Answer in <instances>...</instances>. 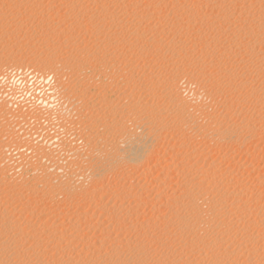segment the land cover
Returning <instances> with one entry per match:
<instances>
[{
    "label": "bare ground",
    "instance_id": "obj_1",
    "mask_svg": "<svg viewBox=\"0 0 264 264\" xmlns=\"http://www.w3.org/2000/svg\"><path fill=\"white\" fill-rule=\"evenodd\" d=\"M53 1L57 4H53L52 7H58V2H61V5L65 2L67 7L63 8L62 5L64 10L60 9L66 15L76 12L77 16L79 14L78 18L82 16L77 19L82 21L84 18L85 27L82 26V22L78 23L79 21L73 23L70 21L68 26L66 22V26L63 27L54 24L56 28L54 25L52 28L50 23L51 28L43 29L50 32V43L44 41L47 44L39 45L43 47L38 49L42 50L43 54L48 53L49 49L57 50L63 45L64 39L68 42L76 31L80 30L82 33L84 30L93 37L92 43L96 44L99 38L103 39V36L105 38L103 41L107 42L109 48L111 46L115 50L126 49L130 60L135 57V63V60L143 59L145 64L140 60L144 66L138 65L139 62L136 61L138 66H143L140 67L143 69L142 75L137 72L141 75L137 76L135 72L140 68L136 64L135 67L132 66L133 63L128 58L126 66L128 65L129 68L126 69L129 70L119 74L122 79H117L116 70L123 69L124 60L121 63L118 59L122 64H120L121 68L112 69L116 73L113 79L115 78L118 86L126 82L123 86L129 93L124 94L129 101L126 105L128 114L126 113L125 119L121 118L110 125L112 131L109 129L111 132L107 134H111L113 143L111 142L109 148L107 146L109 143L103 140L105 135L100 129L95 128L93 132L92 127L88 128L91 126L90 123L88 127L83 123L84 127L81 125L75 128L79 143L81 144V141L85 143L82 147H76L78 140L73 139L77 137H73L71 141H68L69 138L61 140L64 137L60 138L61 134L57 130H53V133L58 134L52 133L54 136H50L51 130L55 127H43L41 125L43 122L40 123L41 120H49L51 116L46 113L49 111H46L49 107L48 103L47 105L43 103L47 107L46 110L44 109L46 112L43 110L42 113L37 111L38 108H36L37 112L29 111L33 101L25 102L27 106L31 104L29 109L25 107L24 101V104L18 102L22 99H18L19 97L29 98V90H26L29 83L27 86L25 83L26 89L20 88L21 84L13 87L10 83L12 85L8 87L10 90L5 89L10 93L7 92L5 95L0 91V96L9 98L10 95L9 99L12 101L11 104H7L4 102L7 99L3 100L0 97V118L5 115L4 118L10 119L7 115L11 114L15 119L11 118L13 126L5 119L6 129H9L8 134L14 130L15 125L21 127L24 123L21 124L22 121H31L29 123L31 128L25 131L30 130L31 133L26 135L22 133L24 135L22 136L19 131L21 129L17 130L20 135V139L18 138L20 141L17 142L22 146V151L19 150L22 154L16 152L21 155L20 161L13 159L14 153L8 160L7 156L4 158L6 149L3 153L4 151L1 150L3 148L0 146V262L2 264H264V0H52L51 2ZM90 5L95 7V10H92ZM44 7L45 4L41 9ZM37 9L38 7L36 10L30 8L31 12L27 16V12L23 15L28 21L37 20L34 18L39 11ZM116 11H120V14ZM58 13L59 11L55 14ZM72 13L69 16L75 14ZM1 14L3 12L0 13V17ZM39 15L41 18L44 14ZM61 15H57L58 18ZM77 16L74 15L75 19ZM44 18L38 21L44 23L43 21H46ZM25 20L22 25L25 24ZM35 22L32 23L33 27L38 26H35ZM17 25L20 26H13V31L6 29L13 36L15 44L17 39L14 35L21 36L24 30V25L22 26L20 22ZM3 26L5 24L0 28ZM41 28L40 25L37 31H41L39 30ZM1 31L2 35L7 36ZM118 34L122 36H117ZM10 35L9 37H12ZM3 37L0 36V43ZM28 38L27 40L30 41L31 38ZM28 42L26 43L29 44ZM102 42L99 45L103 44ZM19 43L15 45L16 47L14 45L12 47V42L10 47H5L6 45L5 48L0 47L2 56L6 57L8 63L1 53L0 57L6 64L17 66L23 63L20 64L21 66L18 65L22 68L24 60L27 61L26 57L29 59L33 54L26 56L27 45L24 42L20 43L24 46ZM69 43L67 46L74 48L73 43L71 45ZM34 45L27 48L28 53ZM67 46L65 44V47ZM38 47L35 46V49ZM103 47L100 49L106 46ZM72 49L70 50L73 52ZM36 51L32 50L31 53L37 54ZM54 51H52L53 55L57 52ZM46 53L45 56L42 54L44 59L37 64L34 63L35 56H33L35 58L32 60L33 64L28 60L31 65L27 67V62L25 63L27 70L36 65L35 74L43 70L42 72L46 71V73L50 71V76L64 77L63 74L67 75L69 72L80 74L83 70L82 66L86 65L83 64L84 60L80 59L78 65L75 61L77 68H73L75 64L70 66L61 63L59 60L61 58L51 56L52 53L46 56ZM15 54L19 57L18 60ZM37 56L42 58L41 54ZM98 59L97 61L100 62H95L98 64L97 67L100 64L102 67V63L107 65L105 59ZM0 62L2 69L3 62ZM114 62L116 63V60ZM92 66L96 65L92 64ZM8 67L3 69L7 70ZM18 67H11L14 72H7L8 75L5 71L0 72V75L5 72L6 76L3 78L9 79L14 74L20 73L21 69H16ZM83 68L85 69L86 66ZM95 69L97 70L96 67ZM156 70L160 72L159 76L154 75ZM38 77L40 79V76L36 78ZM41 78L43 85L46 86L49 76ZM60 80L59 83L63 81ZM182 80L185 81L184 87L180 83ZM36 82L38 83V80ZM116 83L114 87H118ZM0 84L1 87L4 86L1 81ZM192 85H195L194 89ZM73 86L71 89L77 91L75 89L77 86ZM41 87L43 86H40V89ZM90 88L85 86L79 88V92L83 94L81 96L90 94ZM139 88L142 90L141 96L135 95V91L138 92ZM185 89L190 92L194 90L197 96L202 93L205 100L199 103L190 100L184 95ZM123 90L121 88L119 92ZM55 92L57 93V90ZM105 92L107 93V88ZM49 93L53 96L61 94ZM114 93L112 94L115 95ZM65 95L62 97L64 98ZM32 96L35 98L36 94ZM87 97L89 101L90 97ZM78 98L73 100L76 102ZM97 98L99 101L100 98ZM108 99L105 101H109ZM69 101L71 102V100L67 102ZM80 101L83 102L82 99ZM105 101L100 102L104 105ZM95 103L93 105H96ZM115 103L110 105V102L108 105L112 107V110L108 109L109 112L112 111V116L125 115L123 110L125 105L119 106V103L118 105ZM54 104L52 105L55 106ZM83 104L86 103L83 102L82 106ZM22 105H25V108ZM75 106L73 105V108ZM76 109L79 112L78 108L72 111ZM87 110L85 114L81 112L83 116L87 115ZM96 110L95 113L100 115L101 109ZM38 113L41 114L38 116ZM106 115L109 116V113ZM65 116L62 114L63 118ZM78 116L81 119L82 115ZM57 119L55 120L57 125L61 124ZM71 119L66 121L69 122ZM1 123L5 125V121ZM44 125L46 126L47 123ZM48 125H51V122ZM104 126L102 129L105 130ZM23 127L24 125L22 129L25 130ZM65 127L69 129L70 126ZM71 127L74 129L72 125ZM0 132L4 131L0 130ZM48 136L50 143L45 144L44 138ZM15 137L9 140H16ZM42 138V143L39 144ZM14 140L10 141L11 144ZM46 140L48 141V138ZM10 142L5 143L10 144ZM104 144L105 147L102 146ZM125 167L126 174L128 168L133 171L131 174L128 172L130 177L125 175ZM19 170L20 172L23 170L22 173H17ZM141 170L145 172L143 174L145 181L142 179L140 181L147 183L150 189L144 183L146 187H141L139 179L136 184L133 183L136 173ZM8 172L15 176L8 175ZM116 178L118 189L111 186L115 183L111 180L116 181Z\"/></svg>",
    "mask_w": 264,
    "mask_h": 264
},
{
    "label": "rangeland",
    "instance_id": "obj_2",
    "mask_svg": "<svg viewBox=\"0 0 264 264\" xmlns=\"http://www.w3.org/2000/svg\"><path fill=\"white\" fill-rule=\"evenodd\" d=\"M1 1H2V3H4V4H2ZM1 1H0V13L3 12V14H4L5 16H4L3 14H1V17H0V18H1V19H0V27H1L2 25H4V24H5V26H3L2 28H0V30H2L3 32H5V33H3V34L7 35L8 38L10 39V40L7 39V36H4V35H2V33H0V36H1V37L4 36V37H3L4 39H2V42L0 43V47L2 46L1 48H3L5 45H6L5 47H7V46L10 47V46H11V42L13 43V44H12V47H13V45H14V46L17 45L18 42H20V43H23V42H24V44L27 45V46H26V45H25V46L29 49V47H30L31 45H34V43H36V45H34V46L32 47L33 49H30V50H29V51H31V52H32V50H34V52H35L36 50H38L39 48H42V47H43L44 45H46L47 43H50V38H49V37H50V35H49L50 32H49V33L46 32V30H47L46 28H51V26L54 25V24H55L56 26L59 25L58 27H61V26L63 27V26H66L65 24L68 23V24H67V26H68L71 22L73 23L74 21H79L78 23H81V22L83 23V22H84V18H83L82 21H81V20H78V19H79L80 17H82V16H80V17L78 18L79 14H78V16H77L76 12H73V13H75V14H73L72 12H70V13L73 14V16H72V15L69 16L70 13H69L68 15H66V14L62 11V10H64V9H62V5H63V8H64V7H67V6H66L67 4H66L65 2H63L64 4L62 3V5L60 4L61 2H58V3H59L58 5H59V6L61 5L60 7H59V6H58V7H57V6L52 7V5H53V4H54V5L57 4V2H56V3H55L54 1L51 2L52 0H41V1H40V0H38V1H37V0H34V1H32V0H20V2H19L18 0H12V1H11V0H9V1H8V0H7V1L4 0V2H3V0H1ZM10 1H11V3H9ZM15 1H16V2H15ZM22 1H23V3H22ZM36 1H37V2H36ZM39 1H40V2H39ZM42 1H43L44 3H43ZM14 2H15V3H14ZM35 2H36V3H35ZM37 3H39V4L37 5ZM41 3H42V6L45 4V7H47L46 10H47L48 8H49V9H48L47 11L44 9L45 7L41 9V7H42V6H41ZM50 3H52V4H50ZM10 4H11V5H10ZM27 4H28V5H27ZM3 5H4V7H3ZM13 5H14V6H13ZM35 5H36V6H35ZM48 5H49V7H48ZM5 6H6V7H5ZM15 6H16V8H15ZM22 6H24V7H22ZM26 6H27V7H26ZM30 6H31V7H30ZM32 6L35 7V8L33 9ZM39 6H41V7H39ZM1 7H2V8H1ZM17 7H19V9H18ZM21 7H22V8H21ZM37 7H38V9H39V11H38V9H37L38 13H39L40 11H42V13L40 12L39 14H41V15L44 14V15L42 16L43 18L46 16V18H44V20H46V21H43L44 23H42L41 20H43V18H42V17L39 18L40 15H39L38 13H36L35 16H36V17L38 16V17H37V18L34 17V18L37 19V20H32V21H33V22L36 21V22H35V26H37V25H38V26H37V27H33V26H34V24H32L33 22H32V21H28L27 18H26V16H27V14H29V12H31V11H30V8H32V10H36ZM50 7H52V10H53V8H54V10H56V12L53 10L54 13H52V10H51ZM89 7H91L92 10H93V9L95 10V7H93L92 5H90ZM4 8H5V9H4ZM13 8H14V9H13ZM57 8H58L59 10H57ZM60 8H61L62 10H61ZM17 9H18V11H17ZM20 9H21V10H20ZM91 9H90V10H91ZM1 10H3V11H1ZM15 10H16V11H15ZM44 10H45V11H44ZM50 10H51V11H50ZM65 10H66V8H65ZM92 10H91V11H92ZM114 10H115V8L113 9V11H114ZM116 10H117V9H116ZM24 11H25V12H24ZM57 11H59V13H61V14H62V13H64V14L61 15V14L58 13L57 15H61V17L59 16V18H58V16L55 14V13H57ZM60 11H61V12H60ZM66 11H67V10H66ZM21 12H22V13H21ZM26 12H27V13H26ZM35 12H36V11H35ZM46 12H48V13H46ZM114 12H115V11H114ZM14 13H16V14H14ZM25 13H26V16L23 15V14H25ZM50 13H51V15H50ZM77 13H78V12H77ZM116 13L120 14V11H119V12L116 11ZM7 14H8V15H7ZM19 14H20V16H19ZM37 14H38V15H37ZM54 14H55V15H54ZM91 14H92V13H91ZM2 15H3V16H2ZM22 15H23V16H22ZM74 15L77 16V17H76V19L78 18L77 20L75 19ZM21 16H22L23 19L21 18ZM24 16H25V17H24ZM56 16H57V18H56ZM62 16H64L65 18H63ZM66 16H67V18H66ZM68 16H69V17H68ZM3 17H4V18H3ZM6 17H7V18H6ZM18 17H19V18H18ZM55 18H56V19H55ZM69 18H70V19H69ZM72 18H74V19H72ZM24 19H26V20L28 21V24L26 23V20H25V21H24L25 24L23 23V25H24V26H23V25H22V22H23ZM38 19H41V20L38 21ZM48 19H49V21H48ZM85 19H87V17H86ZM14 20H15V21H14ZM29 20H30V19H29ZM60 20H61V21H60ZM66 20H67V21H66ZM55 21H56V22H55ZM59 21H60V22H59ZM70 21H71V22H70ZM2 22H3V24H1ZM16 22H17V24H19V22H20V24L24 27L23 29H24L25 31L22 29V30H23V31H22V34L20 33L21 36L18 35V36H20V37H18L17 35H14V37L16 36V39H17V40H16L17 43L15 44L14 41H13V36L10 35V34H9L10 32L8 33V32L6 31V29H7L8 31H13V30H12V27H13V26H15V25H16L17 27L20 26V25H17ZM30 22H31V24H30ZM39 22H40V23H39ZM48 22H49V23H48ZM54 22H55V23H54ZM58 22H59V23H58ZM66 22H67V23H66ZM85 22H86V20H85ZM7 23H8V24H7ZM14 23H15V24H14ZM50 23H51V26H50ZM88 23H90V22H88ZM6 24L9 25V26H11V25H12V26L9 28V27H6V26H7ZM42 24H43V25H42ZM57 24H58V25H57ZM84 24H85V23H83V25H82L83 27H85ZM27 25H28V28H27ZM32 25H33V26H32ZM40 25L42 26V28L39 29V30H41V31H37L38 28H40ZM46 25H49L50 27H48V26H46ZM55 25H54V27H55ZM43 26H45V28H43ZM5 27H6V28H5ZM29 27L32 28L33 30H32V29L30 30ZM3 28L5 29V31H4ZM14 28H16V27H14ZM25 28H26V29H25ZM52 28H53V26H52ZM55 28H56V27H55ZM64 28H65V27H64ZM27 29H28V30H27ZM35 29H36V30H35ZM43 29H46V30H43ZM29 30H30V32H29ZM2 31H1V32H2ZM27 31H28V32H27ZM34 31H35V32H34ZM6 32H7V34H6ZM23 32H27L26 34H27L28 36H27L25 33H23ZM32 32H33L34 34H33ZM38 32H39V33H38ZM43 32H44V33H43ZM77 32H78V33H77ZM17 33H18V31L16 32V34H17ZM28 33H29V34H28ZM75 33H76V34H75ZM75 33L72 35V37H74L76 40H73L74 38L72 39V37H70L71 40H69V39H70V38H69V39H68V42H67V40L64 39V41L62 42V43H63L62 46H63L64 48L61 46L60 48L58 47L57 50H55V49L52 50V51L55 50L54 52L57 51L55 55H53L54 53H52V51H51L50 49H49V51L47 50L48 53H46V52L43 51V52H44V54H43V53H42V50H38L39 52L36 51L37 54H35L34 52H33V53H31V52L28 53V49L26 48V49H25V50H26V54H27L26 56H30V55L33 54L31 57H29V59H28V57H26V60H27V61L29 60V63L33 64L32 60L35 59V58L33 57V56H35V57H36V61L34 60V63L37 64L41 59H44V58H43V55L45 56V53H46V56H49V54L52 53L51 56H58V57H57L58 59H59V58L62 59V60L59 59V60L61 61V63L67 64V65L69 64L70 66H73V65L75 64V61H77L76 64L78 65L79 62H80L79 60L81 59V61L84 60V61H83V64H86V65H83V66H82V69H83L82 72H81V73H83L82 75H80L81 73H80V74L78 73V74L76 75V73H74V72H73L74 74L71 73V72H69V73H68L69 75H68L67 73H66L67 75L63 74L64 77H62L61 75L56 76V77H55V76L53 77V76L51 75V76H52V79H49V82H47V83L45 84L46 86H44V85H43V80H42L41 77H42V76L46 77L47 75H48L49 77H51V76H50V71H49L48 73H46V71L42 72V71H43V70H42V71H39L38 74H35L36 71H37L36 69H34V68H36V65H34L35 67H33V65H32L33 68L30 67V68L27 70V68H26V66H25V63H26L27 61L25 62L24 59H23V60H24V65L22 66V68H19V67H18V65H20L21 63H20V64H17V66H16V65H11V64H6V62L8 63V61L6 60V57L2 56L3 52H2V49H1V48H0V50H1V51H0L1 56H2L3 58H5L4 60H5L6 62L4 63V62H3L4 60H1V59H3V58H1V57H0V61H2L4 64H6V67H8L9 65H10V66L8 67L9 69L7 68V70H4L3 68L6 69V67H5V65H3V63H2V69H0V72L5 71L6 73H7V72H8V73H11V72H14V69H12V68H15V67H18V68H16V69H18V70L21 69V70H20V73H21V74L23 73V75H24L23 77H24L25 79L22 78V79H23V82L21 81V83H20L19 81H18L17 83H15V82H14V83L17 84L18 86L21 84L20 88L25 87V89H26V86H27L28 83H29L30 86L28 85V87H27L26 90H29V94H30V96H29L28 99L25 97V98H26V101H25V98H22V99H23V100H22L21 98H18V97H17L18 99H21V100L18 101V102H20V104H24V103L27 102L28 100H29V101H28L27 103L32 102V101H33V103H34L35 101H38V102L40 101L39 103H38V102H35L34 104L32 103V106H31V104H30V105L28 104L29 106H31L32 109H31L29 106H27L26 103H25L26 106H25V105H22L23 107H24V106H25L26 108L28 107L27 109L30 108L29 111H30V110H31V112H37V111L39 112V111H40V112L43 113V110L47 107V106H45V104L48 103V106H49V107H47V110H46V109H45V110H46V111L49 110L50 112H49V111L46 112L45 110H44V111L47 113L48 116L51 115V116H49V117L52 118V119H51L52 121H50V118H49V120H41L40 123L43 122V124H41L43 127H48V126L51 127V128H53V127L56 128V127H57L56 129L54 128V129L51 130L52 132H51V135H50V136H54L55 133H57V132L53 133V130H57L58 133L61 134L59 137H60V138H61V137H64V139L61 138V140H67V138H69L68 141H71V139H73V137H77V138H74V139H73L74 141H76L75 139L78 140L79 136H77V135H78V132L75 131V128H76V127H80L81 125H82V127H84V125H86L87 127L91 125V126L88 127V128H91V127H92V128H93V132H94L96 129H100L101 132H102V134L105 135V137H104L103 140L106 141V142L104 141L105 143H107V142L109 143V144H107V146H108V148H109L110 145L113 143V142H112V141H113V140H112L113 138L111 137V134H110V135L107 134L108 132L110 133V132L112 131V129H111L112 127H110V125H113V124L115 123V121H117V120H119V119H121V118H122L123 120L125 119V117H126L127 114H128V109H127L126 105H127L128 101H129V100H128V97L126 98V95H128L127 93H129V92H128L127 89L123 86V85L126 84V82H125L124 84L122 83V84H120V86H118L117 83H116V81H115V78L113 79V77H115V74H116V73H115V71L112 70V69H115V70H116V68H121V65H122V64H125V65H122V66H123V67H122V68H123L122 70H120V69L116 70V71L118 72V78H117V79H122V78L119 77V76H120L119 74H121V72H125L126 70H129V69H126V68L128 67V65L126 66V61H127L128 58H129V61H130L131 63H133L132 66H134V64H136L137 62H139V63H137L138 65L141 64V65L144 66L145 61H143V59H140V60L144 63V64H143L140 60L137 61L138 59L136 58L137 60H135V63H134V58H135V57H133V60H130V57L127 56L128 53H127V50H126V49L124 50L123 48H121V50H119V48H117V49L115 50V48L112 47L115 51L112 50L111 46H110V48H109V47H108L109 45L106 44L107 42H105V40L103 41V39H105L103 36H102V38H103L102 40H101L100 38H99L100 40L98 39V42H100V41L102 42V41H103V42H102L103 44L99 45L101 42H100V43L96 42V44L92 43L91 40H93V37H90L89 34H87L86 32H84V30L82 31V33H81L80 30L76 31ZM84 33H85V34H84ZM31 34H32V35H31ZM38 34H40V35H38ZM44 34H45V35H44ZM81 34H82V35H81ZM9 35L12 36V37H9ZM23 35H24L25 37H24ZM22 36H23V37H22ZM33 36H34V37H33ZM41 36H42V37H41ZM75 36H76V37H75ZM117 36H120V37H121L122 35H119V34H118ZM5 37H6V39L9 40V41H7V40L5 39ZM26 37H27V38L29 37L28 39L31 38L30 41L27 40ZM11 38H12V39H11ZM82 38H83V39H82ZM85 38H87V39H85ZM88 38H90V39H88ZM91 38H92V39H91ZM19 39H20L21 41H19ZM33 39H34V40H33ZM37 39H38V41H37ZM53 39H54V38H53ZM79 39H80V40H79ZM0 40H1V39H0ZM3 40H4V41H3ZM11 40H12V41H11ZM14 40H15V39H14ZM22 40H23V42H22ZM25 40H27L26 42L29 41V42H28L29 44H27V43L25 42ZM40 40H41V41H40ZM51 40H52V38H51ZM88 40H89V41H88ZM16 41H15V42H16ZM31 41H32V42H31ZM42 41H43V42H42ZM44 41H47V43H45ZM52 41H55V40H52ZM71 41H74V42H71ZM75 41H76V43H75ZM3 42H4V43H3ZM5 42H7V43H5ZM33 42H34V43H33ZM66 42H67V43L70 42V43H69L70 45H71V43H73L74 48H75V46L78 45V46H77V49L74 50V48L71 47V46H70V47H71V48H70L69 46H67L68 44H67ZM77 42H78V44H77ZM84 42H85V43H84ZM88 42H90V43H88ZM104 42H105V44H104ZM8 43H10V44L8 45ZM20 43H19V44H20ZM30 43H32V44H30ZM40 43H42V44H40ZM91 43H92V45H90ZM24 44H20V45L24 46ZM37 44H38V45H37ZM43 44H44V45H43ZM65 44H66L67 47H65ZM76 44H77V45H76ZM93 44H94V46H93ZM97 44H98L99 47L97 46ZM39 45H40V46L43 45V46L40 47ZM102 45H103L104 47L106 46L107 48L105 47V48H106V49H105ZM35 46H36V47L39 46V47H38L37 49H35ZM96 46H97V48H96ZM5 47H4V48H5ZM15 47H16V46H15ZM94 47H95V49H94ZM100 47H103L104 49H100ZM24 48H25V47H24ZM66 48H67V49H66ZM68 48H70V49L73 48V49H72L73 52H72L70 49H68ZM83 48H84V49H83ZM59 49H60V50H59ZM62 49H64V50H62ZM81 49H82V50H81ZM87 49H88V50H87ZM99 49H100V51H99ZM43 50H44V49H43ZM58 50H59L60 52H59ZM93 50H96V51H93ZM97 50H98V51H97ZM108 50H109V51H108ZM111 50L114 51V52H117V53H114V52H112ZM123 50H124L125 52H123ZM84 51H85V52H84ZM88 51H90V52H89L90 54L88 53ZM91 51H92V52H91ZM101 51H102V52H101ZM110 51H111V53H110ZM49 52H50V53H49ZM61 52H63V53H61ZM64 52H65V53H64ZM78 52H79V53H78ZM99 52H100V53H99ZM38 53H39V54H38ZM58 53H59V54H58ZM71 53H72V54H71ZM85 53H86L87 55H86ZM93 53H94V54H93ZM97 53H98V54H97ZM103 53H104V54H103ZM123 53H124V55H123ZM125 53H126V55H125ZM29 54H30V55H29ZM40 54H41V57H42V58H39L40 56H39V57L37 56V55H40ZM42 54H43V55H42ZM67 54H68V55H67ZM108 54H109V55H108ZM113 54H114V55H113ZM65 55H66V56H65ZM85 55H86V56H85ZM88 55H89L90 57H89ZM106 55L109 56V57H107ZM116 55H118V56H116ZM12 56H13V55H12ZM14 56L16 57L17 55L15 54ZM14 56H13V57H14ZM59 56H60V57H59ZM80 56H81V57H80ZM113 56H114V57H113ZM122 56H123V57H122ZM126 56H127V57H126ZM17 57H18V56H17ZM17 57H16V58H17ZM37 57H38V58H37ZM83 57H84V58H83ZM92 57H93V58H92ZM96 57H98V58L101 59V60H102L104 57L108 58V59L104 58V59L108 62L107 65H105V64L102 63V67H101V64L99 65V67H97L98 64L95 63V62H98V61H97L98 58H96ZM102 57H103V58H102ZM110 57H112V58H110ZM94 58H96V59H94ZM113 58H114V60H113ZM122 58H123V59H122ZM18 59H19V57L17 58V60H18ZM37 59H38V60H37ZM75 59H78V60H75ZM87 59H88V60H87ZM99 59H98V60H99ZM104 59H103V60H104ZM109 59H110V60H109ZM111 59H112V60H111ZM118 59H120L119 62L122 63L123 60H124V62L121 64V63L118 62ZM121 59H122V60H121ZM85 60H86V61H85ZM92 60H94L93 62H94L95 64L92 62ZM115 60H116V63L114 62ZM64 61H66V62H64ZM136 61H137V62H136ZM69 62H70V63H69ZM84 62H88V63H84ZM99 62H100V61H99ZM99 62H98V63H99ZM111 62H112V63H111ZM130 62H129V63H130ZM0 63H1V62H0ZM29 63H28V62L26 63L27 67H29V66L31 65V64L29 65ZM71 63H72V65H71ZM22 64H23V63H22ZM22 64H21V65H22ZM76 64L73 66V68H75V67L77 68V65H76ZM92 64H93V65H96V66H92V67H91ZM114 64H115V65H114ZM116 64H117V65H118V64H119V65L121 64V65H120V66L118 65V67H117ZM137 64H136V65H137ZM21 65H20V66H21ZM109 65H110V66H109ZM138 65H137V66H138ZM79 66H80V65H79ZM85 66H86V68L84 69L83 67H85ZM105 66H106L107 68H103V67H105ZM112 66L115 67V68H113ZM143 66H142V67H141V66H138V67H139V68H140V67L143 68ZM11 67H12V68H11ZM23 67H25V70H26L27 72H26L25 70L23 71ZM95 67L97 68V70L95 69ZM100 67H101V69H99ZM111 67H112V68H111ZM134 67H135V66H134ZM0 68H1V67H0ZM87 68H89V69H87ZM128 68H129V67H128ZM141 68L139 69L140 71H139V70L137 71V70L135 69V70H136L135 75H137V76H141V75H142L141 72H143V71H141V70H143V69H141ZM16 69H15V70H16ZM90 69H92V70H90ZM105 69H107L106 72H105ZM124 69H125V70H124ZM9 70H11V71H9ZM12 70H13V71H12ZM74 70H75V69H74ZM85 70H86V72H85ZM95 70H96V71H95ZM98 70H99V71H98ZM157 70H158V69H157ZM157 70H156V72L154 71V75H155V76H156V75L159 76V74H160V72H161V70H158V71H160V72H158ZM83 71H84L85 73H84ZM111 71H112V73H110ZM5 72H3L2 75H0V81H1L2 85H4V86L1 87V84H0V91H1V94H3V95H5V93H7L8 90H10V88H8V87H11V86H12L11 84H13L12 82H8V79L6 80V78H3V76H6V73H5ZM93 72H94V73H93ZM107 72H108V73H107ZM126 72H127V71H126ZM137 72H138V73L140 72L139 74H141V75L137 74ZM157 72H158V74H157ZM8 73H7V75H8ZM20 73H19V75H20ZM25 73H26V74H25ZM29 73H30V74H29ZM40 73H41V74H40ZM43 73H44L45 75H44ZM95 73H96V74H95ZM109 73H110V74H109ZM155 73H156V74H155ZM33 74H35V76H31V75H33ZM42 74H43V75H42ZM71 74H72V75H71ZM86 74H88V75H86ZM103 74H104V76H103ZM125 74H126V73H125ZM125 74H124V75H125ZM36 75H37V76H40V79H41L42 82L40 81L39 77H38V79L36 78V77H37ZM41 75H42V76H41ZM106 75H107V77H106ZM30 76H31V77H30ZM88 76H89V77H88ZM110 76H111V78H110ZM26 77H27V78H26ZM29 77H30V78H29ZM32 77H33V79H31ZM57 77H58V78H59V77L62 78L63 81L60 80V78L57 79ZM68 77H69V78H68ZM34 78H36V79L38 80V83L36 82V81H37L36 79H35L36 81L34 80ZM55 78H56V80H55ZM66 78H67V79H66ZM90 78H91V79H90ZM98 78H99V79H98ZM100 78H101V79H100ZM2 79H3V80H2ZM4 79H5V80H4ZM29 79H30V80H29ZM75 79H76V80H75ZM88 79H89V80H88ZM107 79H108V80H107ZM111 79H112V80H111ZM32 80H34V82H32ZM58 80L62 81L63 83H62V82L59 83ZM66 80H67V81H66ZM74 80H75L76 82H75ZM77 80H78V81H77ZM28 81H29V82H28ZM39 81H40V82H39ZM56 81H58V82H56ZM84 81H86V82H84ZM91 81H92V82H91ZM107 81H108V82H107ZM114 81H115V82H114ZM5 82H7L6 84H7L8 86H5V85H6V84H4ZM66 82H67V83H66ZM78 82H79V83H78ZM102 82H103V83H102ZM106 82H107V83H106ZM112 82H113V83H112ZM182 82H185V81L182 80V81L180 82V83H181V86L184 87L183 85H184L185 83L183 84ZM10 83H11V84H10ZM25 83H27L26 86H25ZM31 83H33V85H32ZM34 83H37V84H34ZM54 83H55V84H54ZM57 83H59V84H57ZM61 83H62V84H61ZM73 83H74V84H73ZM91 83H92V84H91ZM97 83H98V84H97ZM101 83H102V84H101ZM109 83H110V84L112 83L113 85H112V84L110 85ZM115 83H116V85H117L118 87H114V86H115ZM15 84L13 85V87H14V86L17 87V85H15ZM60 84H61V85H60ZM63 84H64V85H63ZM65 84H66V85H65ZM106 84H107V85H106ZM9 85H10V86H9ZM23 85H24V86H23ZM34 85H35V86H34ZM36 85H38V88H36ZM55 85H56V86H55ZM57 85H59V88H57ZM62 85H63V86H62ZM73 85H75V86H73ZM103 85H105V86H103ZM121 85H122V86H121ZM33 86H34V88H33ZM40 86H43V87H41V89H40ZM60 86H61V87H60ZM67 86H68V87H67ZM69 86H70V87H69ZM71 86H73V87H76V86H77V87L75 88L77 91H74V90H73L74 88L71 89ZM80 86H81V87H80ZM84 86H85V87H89V88L91 87V88H90L91 92H90V94L88 93V94L84 95L83 97H85V98L83 99V97L81 96V95H83V94L79 92V90H80L79 88L82 89V87H84ZM109 86H110V87H109ZM4 87H5V88H4ZM44 87H45V88H44ZM48 87H49V88H48ZM63 87H66V88H63ZM99 87H100V88H99ZM108 87H109V88H108ZM123 87H124L126 90H125ZM3 88H4V89H3ZM18 88H19V87H18ZM28 88H29V89H28ZM32 88H33V89H32ZM42 88H43V89H42ZM50 88H52V89L54 88V89H53V90H50ZM69 88H70L71 90H70ZM101 88H104V89H101ZM106 88H107V93L105 92V89H106ZM121 88H122V90L124 89V90L122 91L123 93H122V92H119V90L121 91ZM5 89H8V90L6 91ZM59 89H60V90H59ZM68 89H69V90H68ZM118 89H119V90H118ZM4 90H5V91H4ZM26 90H25V91H26ZM31 90H32V91H31ZM48 90H49V91H48ZM54 90H55V91L57 90V93L60 92L61 94H60V95L57 94ZM72 90H73V91H72ZM103 90H104V93H105V94L102 93ZM111 90H113V92H112ZM140 90H141L140 88L138 89V92H137V90H136V91H135V95L137 94V96H138V95L142 94V90H141V93L139 92ZM2 91H3V92H2ZM39 91H40V93H39ZM43 91H44V92H43ZM53 91H54V92H53ZM65 91H66V92H65ZM95 91H96L97 93H96ZM101 91H102V92H101ZM108 91H109V92H108ZM115 91H116V92H115ZM42 92L45 93V94H43ZM46 92H47V93H46ZM49 92L56 93L57 96H56L55 94H54V96H53V94H50ZM73 92H74V93L76 92V93L74 94ZM99 92H100V93H99ZM111 92H112V93L115 92V93H114L115 95H113ZM117 92H119V94H118ZM8 93H10V91H9ZM33 93L36 94L35 98L32 96V95H34ZM62 93H63V95H64V94H66V95L68 94L69 96H66V95H65L64 98H63V97H62V96H63ZM78 93H79L80 95H79ZM92 93H93V94H92ZM124 93H125L126 95H125ZM138 93H139V94H138ZM1 94H0V95H1ZM77 94H78V95H77ZM97 94H99L100 96H99V95L97 96ZM101 94L103 95V98H102V95H101ZM107 94H108V95H107ZM109 94L111 95V97H110ZM116 94H117V95H116ZM120 94H123V96L120 95ZM42 95H43V96H42ZM51 95H52V96H51ZM61 95H62V96H61ZM74 95H76L77 97H73ZM37 96H38V97H37ZM49 96H50V97H49ZM55 96L57 97L56 99H55ZM58 96H60V97H58ZM87 96L90 97V98H89V101H88V99H87V98H88ZM93 96H94V97H93ZM116 96H117V97H116ZM140 96H141V95H140ZM0 97H1L3 100H4V99H7V100H6L7 102L4 100L5 103H7V104H11V103H12V101H10L11 99H9V98H10V95H9V98H8V96H5V98H4L3 96H0ZM6 97H7V98H6ZM27 97H28V96H27ZM46 97H47V98H46ZM53 97H54V100H52ZM78 97H82V98H81L82 101H83L84 103H86V104H83V106H82V103H83V102H81V101H80L81 99H79ZM86 97H87V98H86ZM97 97L100 98L99 101L97 100V99H98ZM104 97H105V98H104ZM106 97L109 98V99H108L109 101H105V100L107 99ZM112 97H114V99H113ZM124 97H125V98H124ZM1 98H0V99H1ZM58 98H59V100H60V98H61V100H64V101L61 102V100H60V101L57 100ZM66 98H67V100H66ZM74 98H78V99H76V102L74 101V100H75ZM110 98H111V99H110ZM141 98H142V97H141ZM18 99H16V100H18ZM38 99H39V100H38ZM40 99H41V100H40ZM47 99H48V101H47ZM73 99H74V100H73ZM101 99H103V100H101ZM34 100H35V101H34ZM51 100H52V101H51ZM68 100H71V102H70V101L67 102ZM85 100H86V101H85ZM96 100H97L98 102H97ZM110 100H111V101H110ZM141 100H142V99H141ZM8 101H9V102H8ZM21 101H22V102H21ZM23 101H24V103H23ZM43 101H44V102H43ZM65 101H66V102H65ZM90 101L92 102V104H91ZM100 101H101V102L105 101L106 103H107V102H108V103L106 104V103L104 102V105H103V103L101 104ZM114 101H117L116 103H117V105H118V103H119V106H121L122 104L125 105V107H123V108H124L123 110H124V114H125V115H122V116L114 115V116H112V115H113L112 111L109 112L110 110H112V107H111V106H108V105H109L110 102H111L110 105H114V103H115ZM13 102H15V100H14ZM16 102H17V101H16ZM50 102H51V104H50ZM52 102L55 103V104H54L55 106L52 105V104H53ZM88 102H89V104L93 107V109H91L92 107L88 104ZM95 102H97V103H95ZM113 102H114V103H113ZM36 103L39 104V105L37 104V107L35 106ZM41 103H42V104H41ZM43 103H45V104L43 105ZM59 103H60V104H59ZM63 103H64V104H63ZM65 103H66L67 105H66ZM68 103H70V104H68ZM71 103H72V104H71ZM74 103H75V104H74ZM76 103H77V104L79 103V104H78L79 106H80V103H81V106H80V107H77L78 105H76ZM94 103H95L96 105L98 104V106L93 105ZM99 103H100V104H99ZM116 103H115V104H116ZM57 104H58V105H57ZM61 104H62L63 106H62ZM120 104H121V105H120ZM46 105H47V104H46ZM50 105H52L54 109L51 108ZM59 105H61V107H59ZM68 105H69V106H68ZM70 105H71V106H70ZM73 105H74V106L76 105L75 108H78V109H79V112H77V109L74 110V111H76L77 113L74 112V111H72L73 109H75V108H73ZM87 105H88V106H87ZM99 105H100V107H99ZM105 105H107V106H105ZM124 105H123V106H124ZM10 106H11V105H10ZM34 106H35V109L33 108ZM56 106H57V107H56ZM85 106H86L87 108H85ZM102 106L105 108V111H104V108H103ZM25 107H24V108H25ZM58 107L61 108V109H63V108H66V109L60 110ZM71 107H72L73 109H72ZM83 107H84V108H83ZM36 108H38V110H37ZM39 108H40L42 111H41ZM55 108H56V110H55ZM70 108H71V110H70ZM99 108L101 109V114H100V115H99L98 113H95V112L97 111L96 109H99ZM110 108H111V109H110ZM52 109H53V110H52ZM58 109H59V110H58ZM86 109H88V110H87L88 112L86 111V114H87V115H84V116H83V114H85V110H86ZM108 109H109V111H108ZM126 109H127V110H126ZM36 110H37V111H36ZM66 110H69V111L66 112ZM95 110H96V111H95ZM106 110H107V111H106ZM55 111H56V112H55ZM60 111H61V112H60ZM70 111L72 112V113H70L71 115L69 114ZM90 111H91V112H90ZM45 112H44V113H45ZM57 112H59V114H61V116H60L59 114H57ZM81 112H82V113L84 112V113L82 114ZM103 112H104V113H103ZM106 112L109 113V116L106 115V114H107ZM67 113H68V114H67ZM73 113H74V115H73ZM88 113H89V114H88ZM90 113H91V114H90ZM94 113H95V114H94ZM110 113H111V114H110ZM126 113H127V114H126ZM40 114H41V113H38V116H39ZM62 114H64V116H65V114H66V116H67L68 118H65L66 116L63 118V117H62ZM76 114H77V116H76ZM92 114H93V115H92ZM97 114H98V116H100V117H98ZM104 114H105V115H104ZM2 115H3V114H2ZM8 115H9V116H8ZM8 115H7V117H9L10 119H6V118H4L5 115L3 116V118H2V116H1V118H0V130L5 132V135H4V132H2V133L0 132V135H4V136H2V137L0 136V140H1V139H2V140L4 139L3 141L1 140L0 143H1V144H2V142H3V143H5V142L7 143V141L10 142V141H13V140H14V139L9 140V139L14 138L15 136H18V137H17V138L15 137L16 140H14V143H16V144H14L13 142H12V144H11V142H10V144L8 143L9 145L6 144V143L0 145V146L3 148V149H1V150H2V152L4 151L3 153H5V150H4V149H6V153H5L6 155H3V157L5 158V157L7 156V157H6L7 160H8V158H11V157H9V156H12L11 154L14 153V154H13L14 158H13V157H12V158L15 159L16 161H17V160L20 161L21 158H20L19 156H21V155H19L18 153L16 154V152H17V151H18V152L22 151V148H21L22 146L20 145V143L18 144V142L20 141V140H19V139H20V138H19L20 135L18 134L19 132H17V130L21 129V130H19V131L21 132V135H22V133H23V134L25 133V135H26V133H27V134H28L29 132L31 133L30 130H29V132H25V131H28V128H29V129L31 128V127H29V126H30L29 123H30L31 121H29V122H28V121H26V122H25V121H22V122H21V124L24 122V123H23V125H24L23 128H25V130L22 129V126H23V125H22L21 127H19V126L16 127V125L14 124V125H15V127H14V130H15V131H14V130H12V131L10 130L11 133H13V135H12L11 133H9V134H10V137H8V135H9V134H8V130H9V129H6V127H7V125H6V120H9V123H10V122L12 121V119H13V117L11 116V114H8ZM44 115H46V114H44ZM52 115L54 116V118H53ZM58 115H59V116H58ZM78 115H80V116L82 115L81 119L79 118ZM88 115H89V116H88ZM90 115H91V116H90ZM101 115H102L103 117H102ZM110 115H111V116H110ZM55 116H57V117L60 118V119H57V117H55ZM70 116H72V117H71L72 119L69 118ZM74 116H76L75 119H74L75 121L73 120V117H74ZM86 116L91 117V118H88V117H86ZM92 116H93V118H92ZM123 116H124V118H123ZM107 117H108V118H107ZM118 117H119V118H118ZM11 118H12V119H11ZM40 118H41V117H40ZM61 118H62V119H61ZM78 118L80 119V123H79V119H78ZM86 118H88V119H86ZM117 118H118V119H117ZM5 119H6V120H5ZM44 119H45V118H44ZM56 119L58 120V121H57L58 123H61L62 125L64 124L65 126H70L69 129H68L67 127H65L64 125H63V126H59V125H61V124H58V125H57V123H56V121H55ZM63 119H64V121H62ZM66 119H71V121L68 122V121H66ZM84 119H85L86 121H85ZM95 119H96V121H95ZM1 120H2V121H1ZM13 120H15V119H13ZM72 120H73V121H72ZM90 120H91V121H90ZM102 120H104L105 123H104V122L102 123ZM105 120L109 123V125H108V123H107ZM108 120H109V121H108ZM4 121H5V125H2L1 122H4ZM49 121L51 122V125H48V124H50ZM54 121H55V122H54ZM60 121H61V122H60ZM52 122H54V123H52ZM93 122L98 123V125H97L96 123H93ZM15 123H16V121H15ZM45 123H47L46 126L44 125ZM77 123H78V124H77ZM83 123H84V125H83ZM88 123H90V125H89ZM110 123H111V124H110ZM52 124H53V125H52ZM75 124H76V126H75ZM87 124H88V125H87ZM103 124H105V126H104ZM11 125L13 126V122H11ZM54 125H56V126H54ZM71 125H72L73 127L75 126L74 129L71 127ZM93 125H94V126H93ZM101 125H102V126H101ZM52 126H53V127H52ZM58 126H59V127H58ZM86 126H85V127H86ZM103 126L106 127L105 130L102 129ZM49 127H48V128H49ZM99 127H100V128H99ZM9 128H10V127H9ZM15 128H16V129H15ZM65 128L68 129V130L65 131V130H66ZM71 128L74 130L73 133H76V134H73V133L71 132V131H72ZM95 128H96V129H95ZM5 129H6V130H5ZM58 129H59V130H58ZM62 129H64V130H62ZM70 129H71V130H70ZM109 129H110L111 131H110ZM23 130H24V131H23ZM61 130H62V132L64 131V132H63L64 135L62 134ZM69 130H70V132H69ZM103 130H104V132H103ZM108 130H109V131H108ZM13 131L15 132V134H14ZM22 131H23V132H22ZM59 131H60L61 133H60ZM65 132H67V134H65ZM68 132H69V133H68ZM105 132H106V133H105ZM52 133H53L54 135H53ZM58 133H57V134H58ZM6 134H8V135H6ZM17 134H18V135H17ZM11 135H12L13 137H12ZM65 135L68 136V137H66ZM70 135H71V136H70ZM22 136H24V135H22ZM50 136L47 137V138H48V141L46 140L47 138H46V139L44 138V140H45V144H47V143L49 144V143H50V138H49ZM7 137H8L9 139H7ZM71 137H72V138H71ZM106 137H108V138L111 139V140L109 141V139H107ZM110 137H111V138H110ZM18 138H19V139H18ZM65 138H66V139H65ZM105 138H106V139H105ZM17 140H18V142H17ZM42 140H43V138H42L38 143H39V144L42 143ZM73 140H72V141H73ZM107 140H108V141H107ZM4 141H5V142H4ZM77 142H78V143L76 144L77 146L75 145L76 147H82V146H85L84 141H81V144L79 143L80 140H78ZM82 142H83V143H82ZM111 142H112V143H111ZM43 143H44V142H43ZM79 144H80L81 146H80ZM3 145H4V147H3ZM7 145L11 147V150H10V147L8 148ZM12 145H13V146H12ZM15 145H16L17 147L19 146L18 148H21V149H18ZM105 145H106V144H104V145H102V146L105 147ZM5 147H6V148H5ZM13 147L16 148V149H14ZM7 148H8L9 150H8ZM12 149H13V150H12ZM7 150H8V151H7ZM19 150H20V151H19ZM52 150H55V149H52ZM23 152H24V151H23ZM20 154H22V153L20 152ZM18 161H17V162H18ZM124 169H125V175H126L127 177H130V176H131L130 174H131L133 171H131L130 168H128L129 170L127 169L128 171H127V174H126V167H125ZM22 171H23V170H21V172H20V170H19V171H17V173L20 174V173H22ZM141 171H142V170H141ZM141 171H140V172H141ZM128 172H129L130 174H129ZM140 172L138 171V173H136V175H135L136 177L134 178L135 181L133 182L134 184H136L135 182H136L138 179H139V181H140L141 179H142L143 181H145V179H144L145 177H144V175H143L145 172H144V173H143V171H142L141 173H140ZM139 173H140V174H139ZM9 174H11V172H8V175H9ZM138 174H139V175H138ZM11 175L13 176L14 174L12 173ZM11 175H10L9 177H11ZM129 175H130V176H129ZM14 176H15V175H14ZM111 179H113V178H111ZM114 179H115V177H114ZM114 179H113V180H114ZM111 182H113V183L115 182L114 185L111 183V184H112L111 186H113V187H115L116 189H118L117 187H119V186H118V184H117V178H116V181H112V180H111ZM140 182H141V181H140ZM146 182H148V181H146ZM143 183H144V182H141V184H142V185H140L141 187H146V186H147L148 189H150V186H149L147 183H146V184L144 183L146 186H145ZM116 185H117V187H116ZM143 185H144V186H143ZM143 189L146 190L147 188H143ZM148 189H147V190H148Z\"/></svg>",
    "mask_w": 264,
    "mask_h": 264
},
{
    "label": "clouds",
    "instance_id": "obj_3",
    "mask_svg": "<svg viewBox=\"0 0 264 264\" xmlns=\"http://www.w3.org/2000/svg\"><path fill=\"white\" fill-rule=\"evenodd\" d=\"M191 87L194 89L195 85H192ZM184 95L185 97L189 98L190 100L196 103H199L200 101L205 100V97L202 93L199 96H197L194 90L190 92L187 89H185ZM0 264H2V262H0Z\"/></svg>",
    "mask_w": 264,
    "mask_h": 264
},
{
    "label": "built area",
    "instance_id": "obj_4",
    "mask_svg": "<svg viewBox=\"0 0 264 264\" xmlns=\"http://www.w3.org/2000/svg\"><path fill=\"white\" fill-rule=\"evenodd\" d=\"M23 76H24V75H22V74L19 75V73L14 74L12 77H10V78L8 79V82L11 81V82L13 83L12 85L15 84L14 82H16V83H17L18 81H19V82H21V81L23 82V79H22ZM6 80H7V79H6ZM15 85H16V84H15ZM25 97H27V96H23V97H19V98H25Z\"/></svg>",
    "mask_w": 264,
    "mask_h": 264
},
{
    "label": "snow or ice",
    "instance_id": "obj_5",
    "mask_svg": "<svg viewBox=\"0 0 264 264\" xmlns=\"http://www.w3.org/2000/svg\"><path fill=\"white\" fill-rule=\"evenodd\" d=\"M49 79H51V77H49Z\"/></svg>",
    "mask_w": 264,
    "mask_h": 264
}]
</instances>
